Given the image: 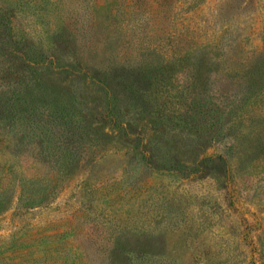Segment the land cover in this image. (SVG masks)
I'll return each mask as SVG.
<instances>
[{
    "label": "rangeland",
    "instance_id": "1",
    "mask_svg": "<svg viewBox=\"0 0 264 264\" xmlns=\"http://www.w3.org/2000/svg\"><path fill=\"white\" fill-rule=\"evenodd\" d=\"M0 264H264V0H0Z\"/></svg>",
    "mask_w": 264,
    "mask_h": 264
}]
</instances>
